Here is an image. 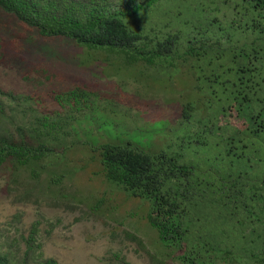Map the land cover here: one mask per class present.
I'll return each instance as SVG.
<instances>
[{
  "label": "trees",
  "instance_id": "trees-1",
  "mask_svg": "<svg viewBox=\"0 0 264 264\" xmlns=\"http://www.w3.org/2000/svg\"><path fill=\"white\" fill-rule=\"evenodd\" d=\"M61 44L141 72L185 73L195 95L171 110L174 139L152 151L98 138L76 151L71 113L87 105L86 90L60 86L78 67L52 51ZM2 60L45 79L42 90L51 86L71 113L0 126V177L44 171L57 186L67 168L56 155L80 171L95 165L98 178L140 201L158 237L154 264H264V0H0ZM36 234L34 225L23 255L0 240V264H29Z\"/></svg>",
  "mask_w": 264,
  "mask_h": 264
},
{
  "label": "rangeland",
  "instance_id": "rangeland-1",
  "mask_svg": "<svg viewBox=\"0 0 264 264\" xmlns=\"http://www.w3.org/2000/svg\"><path fill=\"white\" fill-rule=\"evenodd\" d=\"M43 44L47 54L48 44ZM31 48L34 58L42 57L35 47ZM52 51L78 64L77 73L61 80L60 86L84 88L87 105L72 113L66 111L63 105L66 102L58 103L51 86H47V91L42 90L47 83L45 79L37 78L31 69H24L14 59L2 60L1 127L8 125L14 129L43 113L51 118L60 114L64 119L71 113L74 122L70 129L73 127L76 133L73 146L101 138V141L130 140L153 151L164 146L167 138L174 139L177 127L176 121H171L175 113L171 110L173 107L178 110L176 100L195 95L192 80L185 73L175 69L161 74L154 70L141 72L143 65L128 66L124 62L106 61L104 57L94 60L78 45L61 44ZM86 146L75 148L77 151ZM54 147L62 149L58 144ZM78 153L82 156L87 150ZM56 157L67 168L66 176L57 186L49 183L50 176L44 171L36 179L29 170L21 169L16 181L12 171L1 175L0 240L23 255L26 239L36 225L29 264H39L48 258L57 260L58 264H154L151 253L156 250L158 237L149 228L140 201L120 185L98 178L95 165L80 171L81 164L77 161L65 162L63 155Z\"/></svg>",
  "mask_w": 264,
  "mask_h": 264
}]
</instances>
